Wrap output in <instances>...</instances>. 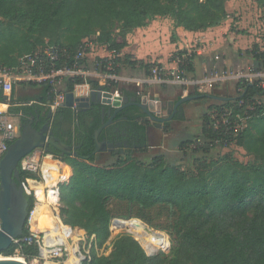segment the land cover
Masks as SVG:
<instances>
[{
	"label": "trees",
	"instance_id": "trees-1",
	"mask_svg": "<svg viewBox=\"0 0 264 264\" xmlns=\"http://www.w3.org/2000/svg\"><path fill=\"white\" fill-rule=\"evenodd\" d=\"M226 2L0 0V66L17 67L23 56L47 44L74 52L92 39L96 44L116 50V74L120 72L117 64L121 61L151 73L155 63L132 60L128 54L121 58L119 53L124 44L114 36L118 24L124 28L145 27L159 16L172 17L177 27L188 31L205 30L219 26L227 19ZM172 38L175 40V34ZM259 49L256 44L251 52L264 64V50L257 52ZM175 57L183 58L179 66L185 73L195 71L193 54L188 50L179 51ZM74 61L71 57L67 63L72 65ZM80 63L89 67V57ZM243 81L236 85L237 88L244 87L237 96H227L204 111L201 134L206 144L200 149L207 156L218 144H236L261 160V164L244 163L226 153L217 159L197 158L192 172L169 163L163 154L153 156L150 162L142 161L136 155L148 150V127L152 120L137 105L119 111L114 123L101 132L100 140L119 135L117 137L128 139L131 144L124 153L112 152L116 158L103 163L100 162L103 154L93 153L95 131L111 116L107 111L103 112L101 104L93 103L79 112L70 107H58L52 118L48 117L50 108L43 105L11 104V114L20 115L23 121L32 114L36 118L40 114L37 128L49 121L56 136L68 144L76 142L78 145L79 156L62 155L49 147L58 166L52 182H46L51 185L43 190L29 188L27 178L41 181V177L20 163L30 213L36 202L49 199L55 204V215L67 228L79 227L93 235L91 253L84 264H264V104L261 102L264 87L259 81ZM63 83L69 90L84 83L97 85L96 81L80 75L67 77ZM118 85L117 81H111L106 88ZM45 87L43 101L48 97L54 99L55 89ZM122 93L128 97L135 95L124 89ZM5 99L12 101L13 97ZM176 119H186L183 111L177 112L172 120ZM172 120L164 123L167 133L173 131ZM192 141H183L181 149L191 145ZM90 154L91 157H84ZM111 198H121L144 208L157 204L175 207L178 240L171 254L149 255L126 230L116 234L109 254H100L98 249H106L112 235V215L107 206ZM29 234L27 222L22 237ZM163 246L159 244L160 248ZM38 252L36 244L13 242L0 255L14 257L21 254L30 258Z\"/></svg>",
	"mask_w": 264,
	"mask_h": 264
},
{
	"label": "rangeland",
	"instance_id": "rangeland-1",
	"mask_svg": "<svg viewBox=\"0 0 264 264\" xmlns=\"http://www.w3.org/2000/svg\"><path fill=\"white\" fill-rule=\"evenodd\" d=\"M248 6L250 7L248 12H254L255 16L260 15L258 18L264 20V0H250ZM260 8H263V11H259ZM236 13V15H235ZM239 11L236 10L232 12V16H242L238 14ZM251 15V19L252 20ZM254 17V16H253ZM261 28L257 29L258 37L261 38L262 43H264V21H262ZM178 28L175 24V21L172 17H155L150 20L149 25L145 27L139 28H124L121 25H117L114 31V36L118 42L124 44V48L122 49L121 58L124 59L127 54H129L133 60L143 61L145 59H140L141 56L148 55L149 58H153L151 56L157 50V53H161V56H165V54H169L166 57L165 63H162L157 58L154 62V67L151 69V73H146L144 70L139 71V67L135 68L136 70L125 73V68L127 67L124 62H120L118 64L120 68V72L115 74L113 78H107L105 75L107 71H102L103 79L106 84H111V81H117L118 84L124 85L125 82L130 81L134 82V84H142L144 83V79L146 77H150L153 75V69L155 67L163 68V74H172V72H178V63L175 62L171 64V60H175L176 54L181 51V49L175 48L174 39L172 35L175 34L177 36ZM151 29V30H150ZM155 29V30H152ZM175 36V39H176ZM151 38L153 40H151ZM178 38V37H177ZM190 40L191 38H186ZM90 39L89 42H93ZM176 42V41H175ZM193 42V41H192ZM95 43V42H93ZM96 44V43H95ZM195 44V42L193 43ZM190 50L195 49V46H190ZM264 48V45H263ZM259 49L257 52H260ZM89 58H99V55L102 54V51L97 46H93L89 51ZM144 53V54H143ZM164 54V55H163ZM145 56L143 58H145ZM147 61V60H145ZM150 62V61H148ZM260 66V65H259ZM219 69V68H218ZM242 69V68H241ZM221 70V68H220ZM243 70V69H242ZM241 70V71H242ZM258 71L261 70L260 67H250L244 68V71ZM230 71L239 72L236 68L230 69ZM243 71V72H244ZM206 74H209L206 72ZM186 78H194L193 74L185 73ZM245 81H249V79L244 78ZM253 81H256L253 79ZM239 82H244L243 79H230L226 82H220L215 84L212 91H204V89L199 90V86H184L183 84L177 82L171 83H144L145 87L153 94H160L162 98L165 100H169L170 98H179L186 91V95L190 94V92H201V93H211L217 96H229L235 97L238 95L244 87L240 86L237 88V84ZM250 82V81H249ZM76 92V86L74 88ZM80 90V88H79ZM58 99V94L56 95L54 100ZM64 101V100H63ZM264 104V100H261ZM219 103L218 100L210 99L208 101L194 99L187 101L183 104V113L185 114V120H172L170 121V125L173 127V131L166 132L165 125L154 124L151 120L150 122V132H149V143L148 150L146 152H137V156L145 162H150L151 158L158 154H163L166 157V160L169 163L176 164L181 169L186 172H192L195 170L197 158H207V159H217L223 156L226 153L233 154L237 159L244 163H252V164H261V160L256 158L254 155L248 154L242 147L237 146L236 144L230 145H220L218 144L209 155H205L200 147L205 146L206 140L201 134L202 129V121L201 117L204 111L211 105ZM167 115V112H164ZM241 124V122L239 123ZM200 130V132L198 131ZM18 137L21 135V121H19V127L17 131ZM17 137V138H18ZM193 140L191 145L186 146L181 149V143L183 141ZM39 153V161L34 166H30L27 158L28 156L35 155ZM44 149L38 148L34 150L31 154L26 156L22 161V166L29 171L34 172L36 175L41 177V181L31 178L29 180V188L43 190L50 185H46L47 183L52 182L56 172H57V162L51 157L44 155ZM46 156L45 158H43ZM116 157L112 153L103 154L100 158V162L107 163L113 161ZM43 159V160H42ZM42 161V162H41ZM41 165V167H40ZM41 170V171H40ZM43 176V177H42ZM42 188V189H41ZM45 202V203H43ZM49 204V205H48ZM54 203L53 201L46 199L38 202L32 214L30 215L31 223H29L30 228L36 232L47 230L48 234L54 235H64L59 229L53 225V223H57L61 226H66L64 223L55 215L54 212ZM108 209L112 215L111 227L113 230V235L117 234L118 231L126 230L130 232L134 238H136L139 242L141 241L144 244L145 248L150 253L163 254L164 256H169L171 253V249L175 246L178 240V228H177V218L178 212L175 207H172L167 204H157L151 208H144L136 203L129 202L127 200L121 198H111L107 202ZM52 208V209H51ZM128 219L125 222L126 226L129 227H120L116 224L115 221ZM53 222V223H52ZM35 226V227H34ZM67 227V226H66ZM35 228V229H34ZM63 229V227H61ZM71 231L67 235V243L66 244H57L55 248L63 247L62 250L58 252L50 253L49 258L42 257L39 252L34 257L26 258L25 256L18 254L14 257L18 256L22 260H25L29 264H64L68 261L70 254H67L65 251V247L67 246H76L80 248L81 252L86 255L85 260H83L82 264H84L91 253V248L93 245V237L90 236L84 229L76 227L69 228ZM132 229V230H131ZM40 236L44 234L38 233ZM111 236V237H112ZM49 238V237H47ZM111 239V238H110ZM110 239L107 242V248L98 249L100 254H109L111 252V243ZM51 241V240H50ZM147 241L152 242L156 249H152L146 243ZM52 242V241H51ZM110 242V244H109ZM140 242V243H141ZM141 244V245H142ZM159 244H161L164 248H160ZM143 246V245H142ZM143 246V247H144ZM144 248V249H145ZM145 249V250H146ZM146 250V252H148ZM62 253V254H60ZM0 257H10L0 255ZM13 257V256H12ZM77 259H74V261ZM73 261V262H74Z\"/></svg>",
	"mask_w": 264,
	"mask_h": 264
},
{
	"label": "water",
	"instance_id": "water-1",
	"mask_svg": "<svg viewBox=\"0 0 264 264\" xmlns=\"http://www.w3.org/2000/svg\"><path fill=\"white\" fill-rule=\"evenodd\" d=\"M203 96L218 100L225 99L224 97L214 96L211 93H203L188 94L180 97L177 101L168 100L165 103L158 94L152 99L144 95L141 100H138L137 97H132L130 100L128 96H123L120 93V89L101 92L95 88L90 96H77L74 90L67 89L65 99L60 103V107H70L79 112L89 108L93 103H97L103 106L104 113L107 111L110 114L112 109H114L112 116L95 131L96 148L93 153L98 154L106 150L124 153L125 148L131 145L128 140L114 142L106 138L99 139L101 132L114 122L117 113L123 108L135 104L153 121L172 120L181 104ZM4 97L5 95L0 92V99ZM165 111L167 116L164 114ZM54 113L55 111L50 109L48 117L52 118ZM37 117L40 119V114H37ZM49 146L60 151L62 155L79 156L77 152L78 145L68 144L59 136L54 135L49 121L41 129H37L32 121L21 120V135L10 144L0 161V252L10 247L13 242L23 235L27 222L30 221V215L33 212L30 213L29 211V201L25 195L24 185L18 184V180L21 179L19 165L26 156L38 148L44 149L49 156L55 159ZM91 155L84 157L89 158ZM147 253L155 255V253ZM0 264L29 263L10 256L1 257Z\"/></svg>",
	"mask_w": 264,
	"mask_h": 264
},
{
	"label": "crops",
	"instance_id": "crops-1",
	"mask_svg": "<svg viewBox=\"0 0 264 264\" xmlns=\"http://www.w3.org/2000/svg\"><path fill=\"white\" fill-rule=\"evenodd\" d=\"M250 0H227L226 2V8L229 13L227 19L219 26L211 27L205 30H198V31H188L184 28H178L177 36L174 41L175 48L174 50L181 49V50H188L189 53L193 54V66L195 68L194 72H191L193 74V77L201 78L206 75V72L211 73L213 70H219V71H230L232 68H236L241 73H247L246 70L244 71V68H250V67H260L261 70L264 71V64L260 62V60L254 58L253 53L251 50L253 49L254 45L258 44L259 48L261 50H264L263 45L264 43L260 42L261 38L258 37L257 29L261 28V24H263L262 21L258 17L262 14L256 15L254 12H248L247 10L250 9L248 6ZM236 10L239 11L238 14H241L242 16H239L236 18V16H232L231 13L235 12ZM259 11H263V8H260ZM236 15V13H235ZM252 16V20L251 19ZM149 25V24H148ZM151 30V29H150ZM155 30V29H152ZM264 35V34H263ZM178 37V38H177ZM191 38L190 40H187L186 38ZM151 40H153L151 38ZM193 41V42H192ZM195 42V44H193ZM190 46H195V49L190 50ZM98 48L102 51V45L98 44ZM144 54V53H143ZM119 55H122L120 52ZM129 55V54H128ZM161 53H157V50L154 54L151 56H154L153 58H149L148 55L141 56L140 59H145L143 61H155ZM164 55V54H163ZM90 55L88 54V57ZM100 56V55H99ZM169 54H165V56H161L158 60L162 63H165L166 57H168ZM132 60L133 58L130 57ZM93 58H89V68L91 70H94V61ZM97 59V58H96ZM175 63V60H171V64ZM126 64V63H125ZM260 65V66H259ZM125 73L130 72L131 70H136L135 68L129 66L126 64ZM219 68V69H218ZM221 68V70H220ZM243 70H242V69ZM144 70L139 67V71ZM242 70V71H241ZM145 71V70H144ZM244 71V72H243ZM249 71V70H248ZM103 76H95L92 74L88 78L91 80H94L97 82L96 86H91L88 83L79 84L76 85V95L77 96H90L93 89H98L99 91H108V90H117L120 89V93H122V89L134 92L136 95L144 96L147 95L150 99L154 98L157 93H151L144 85L142 84H134V82L127 81L124 83V85H118L113 86L110 88H106V86L110 84H106L105 80L102 78ZM46 85H32V84H23L16 86L13 91L10 94V97H13L12 102L15 101L18 102H31L30 104H21V105H34V104H40L45 106L47 109L50 108L53 111H56L58 107H53L55 103H61L65 99V92L68 89L67 85L65 83L60 84L56 89V95L58 94V99L54 100L52 97H48L47 100L43 101V97L45 96L46 92ZM214 86V85H213ZM213 86L210 88H207L206 91H212ZM80 88V90H79ZM69 90V89H68ZM75 91V90H74ZM182 96L186 95V91ZM125 94V93H124ZM213 94V92H211ZM55 95V97H56ZM160 97L161 95L158 94ZM214 95V94H213ZM181 96V97H182ZM217 96V95H214ZM54 97V99H55ZM136 97V96H133ZM217 97H227V96H217ZM4 97L3 99H5ZM180 98V97H179ZM1 98L0 100L3 101ZM165 103L168 100H165L161 97ZM208 100L213 98H207ZM169 100H177V98L169 99ZM200 100V99H199ZM204 100V101H208ZM218 100V99H215ZM264 100V96H263ZM6 101V100H5ZM219 101V100H218ZM184 104V103H183ZM4 107H0V110L2 111H8L9 107L6 106V104H0ZM183 106V105H182ZM183 111V110H182ZM186 114V113H185ZM184 114V115H185ZM16 115V114H14ZM19 117V120H22V117L20 115H16ZM149 132L151 126L148 127ZM200 132V130H198ZM45 151V150H44ZM39 153H36L35 155L28 156L29 159L28 163L30 166H34L39 161V157L41 155H38ZM46 156H49L46 152ZM44 156L43 158H45ZM43 160V159H42ZM55 160V159H54ZM56 161V160H55ZM42 162V161H41ZM57 162V161H56ZM58 164V163H57ZM41 167V165H40ZM41 171V170H40ZM43 177V176H42ZM31 178H27V182L29 183V180ZM35 179V178H34ZM42 189V188H41ZM38 190V189H35ZM35 227V226H34Z\"/></svg>",
	"mask_w": 264,
	"mask_h": 264
},
{
	"label": "built area",
	"instance_id": "built-area-1",
	"mask_svg": "<svg viewBox=\"0 0 264 264\" xmlns=\"http://www.w3.org/2000/svg\"><path fill=\"white\" fill-rule=\"evenodd\" d=\"M93 42H84L76 51H68L64 47H60L55 44H47L45 47H40L33 53L27 54L20 59V64L14 68H7L0 66V92L9 97L13 89L18 85L23 84H34V85H48L53 89H56L60 84L63 83L64 79L70 76H84L88 78L92 74L95 76H103L102 69L107 71L105 75L107 78L115 77L114 69L116 67L115 59L118 54L116 50L110 49L107 45H102V54L99 58L94 61V70L86 67L84 63H80L81 60L88 57V50L92 49L93 46H97ZM74 58L72 65L67 63L68 58ZM175 62L178 63V72H172V74H163V68L155 67L153 69V76L146 77L143 81L144 83H171L177 82L183 84L184 86L192 87L199 86V90L210 88L211 86L226 82L230 79H249L253 82V79L259 81L260 85L264 87V71H250L247 73L234 72V71H219L213 70L211 73L206 74L201 78H186L185 71L179 66L183 63V58L176 57ZM118 66V64H117ZM204 89V91H205ZM3 99V98H2ZM6 99L0 100V104H6L7 107L11 104H30L31 102H18L15 101H5ZM60 103H55L53 107H58ZM19 117L11 114L8 111L0 110V161L4 154L7 152L10 144L18 137L17 131L19 127ZM1 173V168H0ZM0 185H1V175H0ZM122 220H118L120 222ZM31 223V219L29 221ZM65 228L66 226L59 225V228ZM112 230V227H111ZM40 236L38 233H43ZM120 232V231H118ZM117 232V233H118ZM113 234V230H112ZM112 236V235H111ZM116 236L110 237L111 240ZM93 239L94 236L92 235ZM46 231L36 232L30 228V234L26 236L19 237L15 242H22L28 245L36 244L39 247V254L44 258H49L50 253L58 252L62 250L63 247L55 248L57 244H66V242H56L55 244H46ZM59 238V236L57 237ZM109 242V244H110ZM77 251L76 256L80 257V263L82 264L85 260L86 255L81 252L78 245H76ZM48 250L47 255H44L43 249ZM67 254H70V247H65ZM62 254V253H60ZM70 257L68 261L64 264H70Z\"/></svg>",
	"mask_w": 264,
	"mask_h": 264
},
{
	"label": "bare ground",
	"instance_id": "bare-ground-1",
	"mask_svg": "<svg viewBox=\"0 0 264 264\" xmlns=\"http://www.w3.org/2000/svg\"><path fill=\"white\" fill-rule=\"evenodd\" d=\"M57 183V182H56ZM55 183V184H56ZM54 185V184H53ZM38 203V202H37ZM126 220H128V219H123L122 221H120V222H118V221H115L116 222V224L118 225V226H120V227H129V226H126L125 225V222H126ZM53 223V222H52ZM53 225L54 226H56L58 229H59V231L60 232H62L64 235H54V234H48L47 233V230H46V228H45V231H46V238H45V241H46V244H50V245H52V244H55L56 242H66L67 243V235L70 233V229L69 228H67V227H65V228H63V229H61V228H59V224H57V223H53ZM130 228V227H129ZM35 229V228H34ZM132 230V229H131ZM35 231H36V229H35ZM59 236V238H57ZM47 237H49V238H47ZM52 242H51V241ZM141 242V241H140ZM141 244H142V242H141ZM149 247H151L152 249H156V247H155V245L152 243V242H150V241H147V243H146ZM143 246H144V244H142ZM145 247V246H144ZM70 250H71V257H70V264H79L80 263V257H78V256H76V251H77V247H72V246H70ZM147 250V249H146ZM45 251H47L48 252V250L46 249V248H44L43 249V252H44V255L46 256L47 255V252L45 253ZM148 251V250H147ZM149 252V251H148ZM150 253V252H149ZM1 258V257H0ZM12 258H15V259H18V260H22V259H20V258H17V257H12ZM74 259H77V260H75L74 261ZM22 261H24V260H22ZM74 261V262H73Z\"/></svg>",
	"mask_w": 264,
	"mask_h": 264
},
{
	"label": "flooded vegetation",
	"instance_id": "flooded-vegetation-1",
	"mask_svg": "<svg viewBox=\"0 0 264 264\" xmlns=\"http://www.w3.org/2000/svg\"><path fill=\"white\" fill-rule=\"evenodd\" d=\"M118 87H119V86H118ZM122 95H123V96H128L127 94H124V93H123ZM134 96H136L138 100H141V97H142V96H140V95H136V94H135ZM132 97H133V96H130V97H129L130 100H131ZM177 100H178V99H177ZM177 100H176V101H177ZM200 100H208V99H206V98H204V99H203V98H200ZM134 105H135V104L128 105V106H134ZM182 105H183V104H181V105L179 106L177 112H181V111L183 110V106H182ZM128 106H126V107H128ZM166 106H167V104H166ZM126 107H125V108H126ZM125 108H123V109H125ZM35 109H36V108H35ZM123 109H122V110H123ZM113 112H114V109H112V111L110 112L111 116H112ZM111 116H110V117H111ZM166 116H167V115H166ZM108 119H109V118H108ZM108 119H107V120H108ZM25 121H32V123H33L34 126L36 127L37 124L41 121V118H40V119H39L38 117L36 118V117H35V114H34V115L32 114V115H30L29 117H26V118H25ZM167 121H168V120H164V121H153V123L161 126V124H164V123L167 122ZM45 123H46V122H45ZM45 123H44V124H45ZM113 123H114V122H113ZM113 123H112V124H113ZM44 124H42L40 128H37V127H36V128H37V129H41V128L43 127ZM110 125H111V124H110ZM110 125H108V126H110ZM51 129H52V127H51ZM117 130H119V129L117 128ZM52 131H53V130H52ZM121 134H122L123 136L125 135V133H121ZM54 135H55V134H54ZM113 136H114V135L105 136V138L108 139V140L114 141V142H119V141L128 140V139H125V138L122 139V138L117 137V136H119V135H117L116 137H115V136L113 137ZM72 144L77 145L76 142H74V143H72ZM49 147H50V146H49ZM112 152H115V151H108V150H106V151H101V152L98 153V154H106V153H112ZM18 184H19V185H24V184L22 183V180H21V179L18 180Z\"/></svg>",
	"mask_w": 264,
	"mask_h": 264
}]
</instances>
